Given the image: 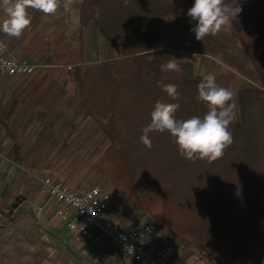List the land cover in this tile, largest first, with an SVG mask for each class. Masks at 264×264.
<instances>
[{"label": "trees", "instance_id": "trees-1", "mask_svg": "<svg viewBox=\"0 0 264 264\" xmlns=\"http://www.w3.org/2000/svg\"><path fill=\"white\" fill-rule=\"evenodd\" d=\"M236 2L242 12L230 24L260 86L238 93L239 117L229 126L234 142L222 158L190 162L178 154L167 133H149L151 149L140 140L158 101L179 104L180 120L202 118L208 110L196 99L203 77L191 63L160 48L157 26L194 0H83L80 31L93 24L123 56L75 66L69 74L78 84L80 106L113 145L155 229L215 264H264V0H224L233 6ZM169 61L181 71L162 72L161 65ZM158 82L174 84L179 99L168 97ZM19 212L32 209L23 203ZM3 214L0 208L4 227ZM106 254L120 258L114 249Z\"/></svg>", "mask_w": 264, "mask_h": 264}, {"label": "crops", "instance_id": "crops-1", "mask_svg": "<svg viewBox=\"0 0 264 264\" xmlns=\"http://www.w3.org/2000/svg\"><path fill=\"white\" fill-rule=\"evenodd\" d=\"M82 3L83 0H71L67 9L61 6L54 15L29 10L30 27L19 38L0 32L11 56L27 59L36 66L34 76H31L40 77L45 71L57 70L69 74V70L75 66L123 56L122 49L109 46L93 24L84 32L80 31ZM191 7L157 21L160 48L173 52L179 62L191 63L197 76L204 78L214 74L220 78L218 85L232 91L236 103L238 93L243 88L260 86L259 76L230 23L223 26L218 35L207 36L205 42L195 39L192 31L195 22L187 15ZM5 18V14L0 11V22ZM36 80L38 77L33 81ZM61 85L65 105L72 99L76 107L74 111H81L21 113L25 119L23 139L33 143V153L38 151V157L35 158L39 160L38 165L55 166L49 173L71 188L103 189L110 196L109 216L122 227L138 221L152 223L150 212L113 145L80 106L78 84L72 78ZM33 106L32 102L28 108ZM45 150L55 151L46 153V158H42L41 153ZM60 167L63 169L58 170ZM174 243L179 245L168 234L157 229L150 240L152 248ZM178 250L184 255L177 260V264H187L185 258L190 253H186V249L180 245Z\"/></svg>", "mask_w": 264, "mask_h": 264}, {"label": "rangeland", "instance_id": "rangeland-1", "mask_svg": "<svg viewBox=\"0 0 264 264\" xmlns=\"http://www.w3.org/2000/svg\"><path fill=\"white\" fill-rule=\"evenodd\" d=\"M33 76L0 82V208L5 212L2 220L8 222L0 226V264H131L119 252L121 259L108 256L106 251L112 248L107 242L90 247L83 254L82 246L70 240L65 226L57 220L53 203L39 196L41 179L54 177L49 172L56 167L38 165L39 160H35L38 151L33 153V143L23 139L25 119L21 113H76L81 110L74 111L72 99L64 103L61 84L72 79L65 71H45L40 77ZM37 77L39 81H33ZM32 102L33 108H28ZM235 104L239 117L238 104ZM54 151L45 150L41 157L46 158ZM61 169L63 167L58 170ZM23 203L31 207L32 213L19 212ZM40 207H43L41 213L36 210ZM172 245L179 261L184 254L178 250L179 245ZM185 251L190 253L184 257L187 264H215L194 250Z\"/></svg>", "mask_w": 264, "mask_h": 264}, {"label": "clouds", "instance_id": "clouds-1", "mask_svg": "<svg viewBox=\"0 0 264 264\" xmlns=\"http://www.w3.org/2000/svg\"><path fill=\"white\" fill-rule=\"evenodd\" d=\"M71 0H0V11L5 19L0 22V32L9 37L19 38L30 27L29 10L40 11L45 15H54L61 8L67 9ZM242 12V7L225 4L224 0H194L187 15L195 22L192 29L197 41L205 42L207 36H216L223 26L236 19ZM5 45L0 44V51ZM162 72L181 71L179 65L169 61L161 65ZM158 86L172 100H178L179 95L174 84ZM196 99L207 104V112L201 118L192 116L187 119H177L179 104L156 102L151 112V122L142 129L141 142L149 149L152 147L149 133H167L177 145L178 154L190 162L208 160L209 162L222 158L225 150L230 147L234 138L229 130L235 120L236 104L234 93L216 83L214 74H209L197 85Z\"/></svg>", "mask_w": 264, "mask_h": 264}, {"label": "built area", "instance_id": "built-area-1", "mask_svg": "<svg viewBox=\"0 0 264 264\" xmlns=\"http://www.w3.org/2000/svg\"><path fill=\"white\" fill-rule=\"evenodd\" d=\"M0 44L5 45L0 51V82L35 73L36 66L27 59L10 55L2 35ZM39 196L53 203L57 220L65 226L70 240L82 246L83 254L90 247L107 242L131 264H177L176 248L172 244L150 246L155 232L153 224L136 222L122 227L112 219L110 196L100 187L74 189L53 177H44L40 181ZM42 209L36 210L41 213Z\"/></svg>", "mask_w": 264, "mask_h": 264}]
</instances>
